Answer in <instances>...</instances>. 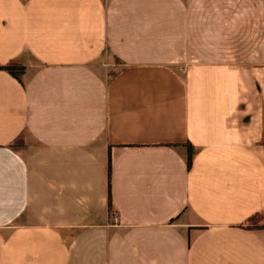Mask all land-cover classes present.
I'll return each instance as SVG.
<instances>
[{
    "label": "crops",
    "instance_id": "crops-1",
    "mask_svg": "<svg viewBox=\"0 0 264 264\" xmlns=\"http://www.w3.org/2000/svg\"><path fill=\"white\" fill-rule=\"evenodd\" d=\"M10 58L0 264H264V0H0Z\"/></svg>",
    "mask_w": 264,
    "mask_h": 264
},
{
    "label": "trees",
    "instance_id": "trees-1",
    "mask_svg": "<svg viewBox=\"0 0 264 264\" xmlns=\"http://www.w3.org/2000/svg\"><path fill=\"white\" fill-rule=\"evenodd\" d=\"M0 69L5 70L10 75L14 76L15 78H19V73L22 71L23 66L14 58H10L4 63H0ZM190 161V153L187 154V164ZM254 219V217H251V220Z\"/></svg>",
    "mask_w": 264,
    "mask_h": 264
}]
</instances>
